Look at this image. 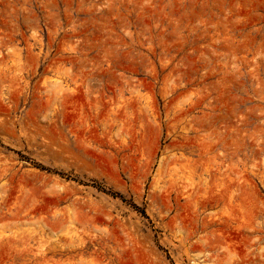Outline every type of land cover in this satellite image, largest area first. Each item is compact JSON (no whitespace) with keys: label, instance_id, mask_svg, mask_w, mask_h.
Returning <instances> with one entry per match:
<instances>
[{"label":"rangeland","instance_id":"1","mask_svg":"<svg viewBox=\"0 0 264 264\" xmlns=\"http://www.w3.org/2000/svg\"><path fill=\"white\" fill-rule=\"evenodd\" d=\"M0 264H264V0H0Z\"/></svg>","mask_w":264,"mask_h":264}]
</instances>
